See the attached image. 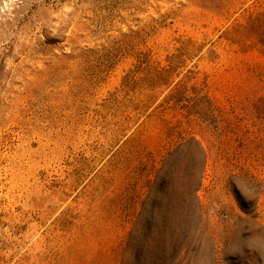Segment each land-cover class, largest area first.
<instances>
[{
  "label": "rangeland",
  "instance_id": "rangeland-1",
  "mask_svg": "<svg viewBox=\"0 0 264 264\" xmlns=\"http://www.w3.org/2000/svg\"><path fill=\"white\" fill-rule=\"evenodd\" d=\"M0 264H264V0H0Z\"/></svg>",
  "mask_w": 264,
  "mask_h": 264
}]
</instances>
